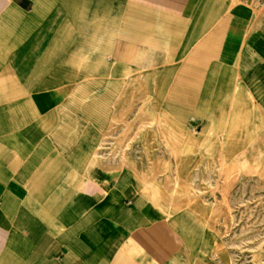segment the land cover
<instances>
[{
    "label": "crops",
    "instance_id": "1",
    "mask_svg": "<svg viewBox=\"0 0 264 264\" xmlns=\"http://www.w3.org/2000/svg\"><path fill=\"white\" fill-rule=\"evenodd\" d=\"M136 103L138 150L157 162L199 142L224 157L259 152L264 7L0 0V264L219 259L198 238L197 208H166L140 165L101 162L105 137Z\"/></svg>",
    "mask_w": 264,
    "mask_h": 264
},
{
    "label": "rangeland",
    "instance_id": "2",
    "mask_svg": "<svg viewBox=\"0 0 264 264\" xmlns=\"http://www.w3.org/2000/svg\"><path fill=\"white\" fill-rule=\"evenodd\" d=\"M236 4L247 7L240 0ZM139 112L136 103L117 118L112 130L116 134L105 137L101 145V162L140 165L133 171L145 176L160 195H168L164 196L165 204L172 201L186 210L197 208L194 211L199 210L200 215L192 218L199 225L197 235L205 242L207 255L222 252L218 260L211 258L206 264H264V148L253 154L224 157L223 153L203 150L210 142L207 146L199 142L196 152L181 144L180 151L169 152L163 162H157L155 153L138 150ZM154 123L148 119L143 127ZM131 128L135 135H130ZM172 159L177 164L174 168L161 166L167 165L166 160L171 165ZM204 220L211 226L203 228ZM212 235L215 238L210 249Z\"/></svg>",
    "mask_w": 264,
    "mask_h": 264
},
{
    "label": "built area",
    "instance_id": "3",
    "mask_svg": "<svg viewBox=\"0 0 264 264\" xmlns=\"http://www.w3.org/2000/svg\"><path fill=\"white\" fill-rule=\"evenodd\" d=\"M245 6L260 9L264 7V0H240Z\"/></svg>",
    "mask_w": 264,
    "mask_h": 264
},
{
    "label": "bare ground",
    "instance_id": "4",
    "mask_svg": "<svg viewBox=\"0 0 264 264\" xmlns=\"http://www.w3.org/2000/svg\"><path fill=\"white\" fill-rule=\"evenodd\" d=\"M121 166H124V164L122 163ZM132 173H133V175H136V174H134V172H132ZM171 203H172V201H170L169 203H166L164 206L167 208V206L171 205Z\"/></svg>",
    "mask_w": 264,
    "mask_h": 264
}]
</instances>
